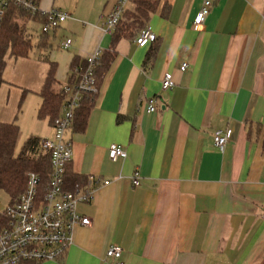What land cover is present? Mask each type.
Listing matches in <instances>:
<instances>
[{"label":"crops","instance_id":"1","mask_svg":"<svg viewBox=\"0 0 264 264\" xmlns=\"http://www.w3.org/2000/svg\"><path fill=\"white\" fill-rule=\"evenodd\" d=\"M116 1L106 0L104 15ZM203 1L161 0L144 24L157 40L144 47L134 42L139 31L113 44L114 32L76 8L36 40L32 57L7 55L0 92L15 86L36 112L50 69L42 57L57 63L62 86L75 56L102 49L100 63L112 55L86 129L70 134L71 172L111 183L79 206L91 223L76 228L61 263L27 264H117L106 256L111 245L123 248L124 264H264V0H211L195 30ZM66 38L71 47L61 50ZM166 72L176 81L170 90L161 85ZM152 97L157 110L148 112ZM13 121L20 127L16 109L0 112L1 123ZM227 128L233 134L222 153L214 132ZM111 144L126 158L111 160Z\"/></svg>","mask_w":264,"mask_h":264},{"label":"built area","instance_id":"2","mask_svg":"<svg viewBox=\"0 0 264 264\" xmlns=\"http://www.w3.org/2000/svg\"><path fill=\"white\" fill-rule=\"evenodd\" d=\"M11 3L27 10L32 15H38L41 33L49 34L57 30L72 16L59 8L42 9L35 0H0V28L7 6ZM131 0H117L107 15L101 16V28L107 34H112L123 19ZM211 0H204L200 11L195 17V30H199L212 8ZM157 40V35L149 25L141 29L134 42L144 47ZM60 47H71L69 38L60 42ZM102 55V49L86 57L87 66L77 82L65 83L62 90L66 95L62 113L53 124V136L42 138L40 148L50 153L51 171L48 182L43 184L40 173L30 172L27 176L25 190L20 196L13 198L3 206L0 203V264H27L28 262L51 261L61 263L69 247L73 244L76 228L91 223L88 216L79 212L81 204H88L94 199L97 185H108L111 180H101L89 176L84 183H76L74 188L66 187V172L74 158V144L71 138L75 114L80 108L84 96L98 92L95 77V67ZM188 63H183L184 71ZM163 90L176 86L172 73L166 72L161 80ZM157 110V99L148 100L147 111ZM232 130L218 129L214 132V142L220 152H224L232 137ZM111 160L124 159L127 151L120 144H111L108 149ZM135 186L140 185L136 172L132 176ZM123 248L111 245L106 252L109 259L121 260Z\"/></svg>","mask_w":264,"mask_h":264},{"label":"trees","instance_id":"3","mask_svg":"<svg viewBox=\"0 0 264 264\" xmlns=\"http://www.w3.org/2000/svg\"><path fill=\"white\" fill-rule=\"evenodd\" d=\"M35 1L38 5L42 2V0ZM131 2L134 5V9H128L118 24L113 33V44L120 37H132L136 32H140L146 26L144 25L146 20L157 9L161 0H131ZM30 21L40 22L38 15H32L14 3L7 6L0 28V85L3 82L7 55L13 58H25L33 50V42L27 26ZM49 45L46 40H41L40 42V46L49 48ZM42 58L50 63V69L39 92L42 102L37 115L39 119H46L53 126L55 119L62 113L66 95L57 79V63L50 61L47 56ZM149 58L150 56H148ZM111 61L112 55L109 52H104L102 60L95 67L98 91L101 81L111 65ZM86 66V58L75 56L71 60L70 73L66 83L77 82ZM97 94L98 92L84 96L82 104L74 117L72 129L74 132H84L86 129ZM19 134L20 127L16 121L10 123L0 122V191H4L13 198L20 196L25 190L27 176L30 172L40 173L43 178V184H45L49 180L51 171L50 153L44 152L40 148L42 138L37 136L29 137L24 142L21 150L16 152ZM86 179L83 176L72 173L70 165L68 166L66 172V187L68 189L74 188L76 183H84Z\"/></svg>","mask_w":264,"mask_h":264},{"label":"rangeland","instance_id":"4","mask_svg":"<svg viewBox=\"0 0 264 264\" xmlns=\"http://www.w3.org/2000/svg\"><path fill=\"white\" fill-rule=\"evenodd\" d=\"M55 7H61V10L65 12H73L78 8L79 14L84 16L82 20L88 23V19L102 21V15H104V7L106 0H55ZM107 15V14H106ZM87 16V17H86ZM28 32L32 35L33 44H36L42 35L41 24L39 22L30 21L28 23ZM54 32V31H53ZM50 32L49 34L53 33ZM61 48V47H60ZM62 50V48H61ZM66 50V49H64ZM35 49L30 52L29 57H32L35 53ZM14 59H8L9 66ZM11 92H0V112H8L11 108L16 109L18 121L20 124V134L16 143V152H19L24 142L31 136H37L40 138L52 136V128L46 119H39L36 107H32V101L25 96L22 98V94H19L15 86L11 87ZM31 98V97H30ZM30 108V109H29ZM11 201L10 196L4 191H0V203L6 206Z\"/></svg>","mask_w":264,"mask_h":264}]
</instances>
